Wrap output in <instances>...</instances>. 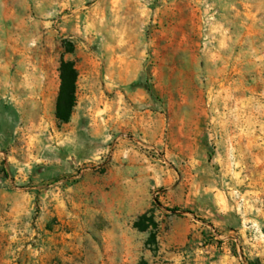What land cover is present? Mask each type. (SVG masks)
<instances>
[{
  "label": "rangeland",
  "instance_id": "374dc122",
  "mask_svg": "<svg viewBox=\"0 0 264 264\" xmlns=\"http://www.w3.org/2000/svg\"><path fill=\"white\" fill-rule=\"evenodd\" d=\"M142 259L264 264V0H0V264Z\"/></svg>",
  "mask_w": 264,
  "mask_h": 264
},
{
  "label": "trees",
  "instance_id": "16d2710c",
  "mask_svg": "<svg viewBox=\"0 0 264 264\" xmlns=\"http://www.w3.org/2000/svg\"><path fill=\"white\" fill-rule=\"evenodd\" d=\"M73 46L69 44L68 51H72ZM78 72L74 66V63L69 60H62L60 65V88L57 97L56 104V117L60 123H66L70 120L73 108L76 104V82ZM173 209L172 211H176ZM152 221L153 226L156 223L147 213L140 216L135 222V226L139 229L145 230L149 226L146 225V221ZM139 264H148L147 260L142 259Z\"/></svg>",
  "mask_w": 264,
  "mask_h": 264
}]
</instances>
